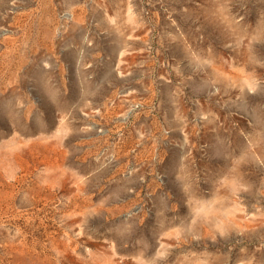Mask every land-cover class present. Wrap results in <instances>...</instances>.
I'll return each instance as SVG.
<instances>
[{"label":"rangeland","instance_id":"obj_1","mask_svg":"<svg viewBox=\"0 0 264 264\" xmlns=\"http://www.w3.org/2000/svg\"><path fill=\"white\" fill-rule=\"evenodd\" d=\"M0 264H264V0H0Z\"/></svg>","mask_w":264,"mask_h":264}]
</instances>
